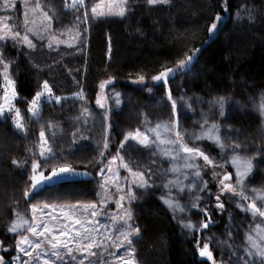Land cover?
<instances>
[{"label":"rangeland","instance_id":"374dc122","mask_svg":"<svg viewBox=\"0 0 264 264\" xmlns=\"http://www.w3.org/2000/svg\"><path fill=\"white\" fill-rule=\"evenodd\" d=\"M130 1L0 0V18L3 19H0V49L4 50L9 39L25 45L29 40L38 47L42 43L43 48L46 44V47L52 45L55 49H62L60 47L71 44L69 37L78 35L80 30L86 34L90 19L123 16ZM145 1L148 4H168L170 0ZM49 10L57 11L59 19L56 22L61 25L59 28L64 35L57 34V29V36L54 35ZM76 12L82 15L78 23L72 22L70 17L66 19ZM4 55L11 59L8 51H4ZM190 61L186 59L182 65L188 66ZM24 74L27 75L28 70ZM14 75L0 56V129H20L24 130L23 133L27 132L26 127L36 130L38 125L45 124L42 119L38 120L43 106L52 101L59 102L61 98L55 97L46 83L39 86L33 98H22L15 92ZM154 81L156 84L149 89L139 88L134 83L130 88L99 87L94 98L98 109L104 111L111 103L114 111L112 120L116 141L114 146L105 145V148V141L101 138L102 111L86 106L81 109L83 95H72L80 99L79 115L75 120L68 118L69 122L60 123L73 127L68 129L74 131L71 134L73 146L78 145L79 130L84 139L81 142L83 148L91 146L87 142L90 138L106 155L97 173L92 174L90 185L94 194L89 199H75L56 186L31 193L32 167L36 165L35 170L43 173L54 170L33 162L26 172L29 180L26 199L16 201L9 208L8 217L0 218V242H10L2 264H139L137 251L141 229L137 217L150 197L162 207L185 246L192 240L203 242V247L198 250L205 251L204 256L209 255L206 258L212 264H264L262 94V103L257 104V128H235L222 134L214 127L219 118L209 117V121L205 119L196 125L197 115L194 118L173 116L163 99L164 85L157 79ZM185 95L186 89L179 86L176 96ZM159 101L162 102L158 108ZM145 111L156 114L155 120L146 118ZM71 114L74 117L75 113ZM62 117L67 119L64 114ZM180 124L193 125L190 136L197 140H204L213 133L210 140L214 150L206 151V156L220 163L216 164V171L213 169L219 174L220 196L209 190L204 181L202 171L207 167L204 160L200 162L199 155L183 150L192 149L193 145L185 142ZM256 137L259 138L256 145H249V141ZM50 139L49 135H41L37 144L32 146L42 159L52 160ZM175 140H181L175 144L177 148H173ZM103 148L106 149L104 152ZM3 150L5 147L0 137V153ZM214 202L226 204L223 209L220 207L223 223L217 226L210 218L214 216L211 213L216 205Z\"/></svg>","mask_w":264,"mask_h":264},{"label":"trees","instance_id":"16d2710c","mask_svg":"<svg viewBox=\"0 0 264 264\" xmlns=\"http://www.w3.org/2000/svg\"><path fill=\"white\" fill-rule=\"evenodd\" d=\"M136 1L129 2L123 16L90 19L86 34L80 30L78 35L69 37L71 44L60 47L62 49L52 45L46 47V44L43 48L42 43L38 47L29 40L25 45L15 39L7 40L4 50L0 49L1 59L14 71L15 92L20 97L33 98L39 86L46 83L53 95L61 98L59 102L43 106L38 120L42 119L45 124L38 125L36 130L26 127L28 130L23 133L20 129H0L5 147L0 153V218L8 217L9 208L16 201L26 199L29 186L26 172L33 162L52 169L73 166L89 171V180L59 184L56 188L75 199L93 196L92 174L97 173L106 155L90 138L87 142L91 146L83 148L84 139L79 130L78 145L73 146L71 134L74 131H70L73 127L60 123L78 117L80 99L72 96L75 93L83 95L81 109L86 106L100 111L94 102L99 87L136 85L149 89L157 79L165 87L163 99L173 116L194 118L197 115L196 125L209 117L219 118L214 127L222 134L235 128H257V104L262 103L260 94L264 100V0H170L168 4ZM50 12L54 35H64L56 22L59 19L57 11ZM68 17L75 23L79 18L82 20L81 13L77 12L68 15L66 19L69 20ZM4 51L11 55L10 60ZM186 59L191 60L190 64L183 66ZM25 70H28L27 75ZM179 86L186 89L185 97L176 96ZM101 111V138L105 141L104 146L102 142L101 145L104 148L105 145L114 146L111 103L104 110L106 114L103 109ZM146 111V118L156 116ZM180 129L185 142L193 145L189 154L199 155L200 162L204 160L207 166L202 176L209 190L220 196V178L214 172L216 164L220 163L206 156V151L214 150L210 140L213 133L210 138L197 140L190 136L193 125L180 124ZM41 135L51 138L52 160L42 159L33 150L32 146ZM257 139H251L249 145L255 146ZM174 142L173 148H177L181 140ZM35 169L36 165L32 167ZM147 199L137 217L141 229L137 251L139 264H212L206 258L209 255L204 256L205 252L198 250L203 242L192 240L185 246L162 207L153 197ZM207 204L212 206L210 201ZM217 209L213 215L218 224H222L223 216ZM9 243L0 242V264L5 263Z\"/></svg>","mask_w":264,"mask_h":264},{"label":"water","instance_id":"95a60500","mask_svg":"<svg viewBox=\"0 0 264 264\" xmlns=\"http://www.w3.org/2000/svg\"><path fill=\"white\" fill-rule=\"evenodd\" d=\"M183 150L187 152L193 151L189 148H183ZM90 178L91 174L89 171L73 167L57 168L48 173L34 170L30 177L31 193H37L45 188H51L59 184L87 181ZM204 252L202 251L201 253Z\"/></svg>","mask_w":264,"mask_h":264},{"label":"flooded vegetation","instance_id":"af4514ba","mask_svg":"<svg viewBox=\"0 0 264 264\" xmlns=\"http://www.w3.org/2000/svg\"><path fill=\"white\" fill-rule=\"evenodd\" d=\"M230 196H231V195H230ZM214 203H216V205H215L214 207H215V208H218L217 211H218V213L220 214L221 211H222L221 208L223 209V207H225L226 204H225V203H218V202H214ZM214 207L212 208L211 213H213V211H214ZM220 207H221V208H220ZM204 216H206V215H204ZM209 216H211V215L209 214ZM210 218H212V219L214 220V224H216V226H217L218 221H217L216 217L212 216V217H210ZM218 227H219V225H218Z\"/></svg>","mask_w":264,"mask_h":264}]
</instances>
